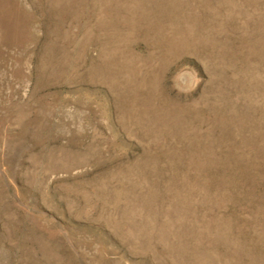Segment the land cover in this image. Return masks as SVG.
Segmentation results:
<instances>
[{
    "label": "rangeland",
    "instance_id": "374dc122",
    "mask_svg": "<svg viewBox=\"0 0 264 264\" xmlns=\"http://www.w3.org/2000/svg\"><path fill=\"white\" fill-rule=\"evenodd\" d=\"M0 264H264V0H0Z\"/></svg>",
    "mask_w": 264,
    "mask_h": 264
}]
</instances>
